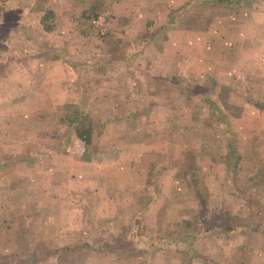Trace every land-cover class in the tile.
<instances>
[{
	"label": "rangeland",
	"instance_id": "374dc122",
	"mask_svg": "<svg viewBox=\"0 0 264 264\" xmlns=\"http://www.w3.org/2000/svg\"><path fill=\"white\" fill-rule=\"evenodd\" d=\"M86 1L82 0L81 5L78 0V6L76 3L71 8L66 7L62 0H0V56L8 49L13 50L14 55L17 54L16 50L22 45L18 41L19 35L27 31L26 26L30 25L28 22H34L38 28L51 34L42 35L36 31L28 33L30 43L27 44L37 47L42 62L39 61L35 67L38 79L29 75L25 80L35 84L41 82L44 76H48L54 63L63 61L59 58L54 61V56H62L65 50L80 52L81 49L87 51L88 56L85 57L89 61L85 63L89 65H83L84 62L81 65L75 64L80 62L78 53H73L69 58V63L73 62L75 66L74 76L69 77L77 79V82L65 80L67 77L61 82H47L41 88L43 92L61 93L64 96L61 103L80 100L84 104V112L88 111L90 103L89 110L95 114L99 106L95 105L97 86L100 87L99 101L105 100L103 106L99 107L102 112L103 109L111 111L117 93L124 89V82H149L146 91L152 92L153 96L151 93L145 96L151 98V104L145 107L139 104L142 108L141 116L135 121L124 118L116 125L112 124V120L102 119L104 124L96 127L89 143L74 134L70 127L65 136L67 125L63 123L62 136L59 137L61 142L50 145V141L44 143L49 130L45 129L48 117L40 120L28 103L21 107L20 104L15 105L10 97L1 99L0 143L4 138L9 150H23L27 146V153L33 156L11 167L15 178H12V174L1 177L0 264H264V188H261L260 183L264 179V108L261 107L264 102L259 101L260 92L264 91V80L260 82L264 76L260 79L257 72L236 70L233 79L224 83L229 87H217L215 92V88L209 92L207 84L212 80H208L212 76L209 73H196L193 69L187 72L180 65H176L174 73L164 66L159 70V65H166L174 58L175 46L198 41L193 39L191 30L168 29L169 33H176L167 37V52L156 55L157 58L153 55L155 52L152 45L161 40L160 36L148 42L144 40V43L142 38L130 39L143 33L161 34L164 30L160 31L162 28L159 26L170 25L167 24V18L174 9V20L181 14V20L182 16L191 17L193 0H188L190 3L183 9L168 1L158 0L152 2V7L142 8L140 17L132 19L122 14L124 0H90V6L83 9L79 7L84 6ZM214 3L221 4L208 6L215 10L226 9L227 13L242 9L241 16L244 19L247 15L254 16L251 14L253 11L264 16V0H228L227 3L225 0H214ZM219 6L223 8L218 9ZM206 8H193L192 13L204 10L202 19L214 16ZM22 11H26L28 16ZM84 13H89V17L83 22ZM91 17H98L100 24L91 23ZM174 23L173 26H176L177 23ZM45 24H50L51 29H45ZM183 25L190 27L192 22H183ZM259 32H254L260 36L259 40H248L250 48L259 43L264 49V34L261 32L260 35ZM232 41L235 45L226 40V46H232L233 52L239 51L237 46H240L241 40ZM126 42L139 47V51L149 45V49H143L148 57L137 58L136 63H126L119 56V51L124 49L121 45ZM114 43H117L115 47L112 46ZM97 49L98 54L90 53ZM43 52L48 53V56ZM94 56H104L108 64L94 69ZM108 56L109 59H106ZM47 58H52L54 63ZM234 61H237V57H234ZM16 63L15 60L10 62L8 74L16 71L12 68ZM58 66L51 70L61 76L62 68ZM155 74L165 77L163 80L169 83L155 80L158 79L154 77ZM154 80L159 83L150 84ZM171 81L192 88L188 97L193 99L187 100L186 105H190L196 114L202 116L203 124L200 127L191 124L188 113L182 121L181 129L175 130V117L184 105V95L176 93L175 103L170 100L166 103L160 97L161 93L169 97L168 84L171 85ZM1 82L11 84L10 88L13 89L12 82L1 80L0 87ZM117 82H123L122 87ZM9 84L5 87L8 88ZM114 92L116 95L109 99L108 95ZM83 94L87 95L86 98L80 99ZM25 96L28 97V94ZM125 96L127 98L128 93L122 94V98L131 101L130 98L126 100ZM137 96L144 98L141 93ZM41 100L46 101L48 97H42ZM125 103V112L132 104L130 115L137 113L133 102ZM10 107L20 110L12 112ZM147 110L150 112L145 118L143 112ZM186 110L188 112V106ZM21 112L26 114V118L20 125L17 116ZM204 118L210 120L204 121ZM39 120L41 126L37 129ZM149 122L154 123V128L153 125L152 128L146 125ZM159 122L170 123V126L166 130L155 127L160 125ZM132 127L139 129L136 138L143 137L140 135L141 128L150 130L146 136L149 144L146 157L152 163L147 173L150 190L142 189V183L137 188L134 185L138 181L133 180L136 175L129 166L134 161L131 158L135 153L125 147L134 138H127L131 130L129 128ZM37 130L43 131L39 139L35 135ZM123 132L128 134L123 135ZM78 137L84 140L83 152L76 148ZM228 141H233L235 150L229 148ZM238 152L243 157L236 160L237 165L233 168L228 160L236 157ZM17 156L26 157L22 153L9 155L10 158ZM146 191L152 192L151 198L141 197L142 193L145 197ZM16 207V214L11 215V210ZM229 216H234L235 221L249 222L247 225L236 223L229 227ZM186 229L196 230V236L191 241L194 249L192 254L182 249V245L151 247L147 246L149 240L145 245H139L142 243L140 240L148 237L153 238L152 245H156L157 235L170 238L176 233L182 234ZM112 231L131 233L129 237L132 242L119 249L101 247L95 250H58L65 245H82L86 237L94 235L92 243L102 244L106 242L102 237Z\"/></svg>",
	"mask_w": 264,
	"mask_h": 264
},
{
	"label": "crops",
	"instance_id": "0c3cea01",
	"mask_svg": "<svg viewBox=\"0 0 264 264\" xmlns=\"http://www.w3.org/2000/svg\"><path fill=\"white\" fill-rule=\"evenodd\" d=\"M78 0H62V2L66 5V7H71L74 8L76 6H78ZM81 5H82V0H79ZM95 1H99V0H95ZM157 2L158 0H124L122 6H123V13L122 14H126L128 15L130 18H135V16L140 17V12L142 10V8L144 7H152V2ZM168 1L170 2V4L173 5H178V6H186L188 5L190 2H187L188 0H161V2H165ZM181 1V2H180ZM213 1V3H211ZM223 0H220V2ZM87 3L84 4V6H79L83 8H86L88 6H90V0L86 1ZM206 2H209L208 4H221V3H214V0H193L192 4H191V17H189L188 15H186L185 18H183L182 16V20H181V15L179 17H176V19L174 20L175 23H177L176 26H159V28H163V32L161 34H159L158 32L155 34V38H160V41H155V43H153V48H154V52L153 55H163L166 54L167 49H166V39L167 37L169 38V35L172 33H176L175 31L172 33L169 31H167L170 28H174V29H185L187 32H189L190 30L192 31V37L193 39H198V41H192L190 43H182V44H178L179 46H175L173 49L174 54L172 55V57H174L173 59L171 58L169 60V62H167V64L165 65L164 63L160 66L158 62H156L159 65V70H162V66L164 67H168L171 70V73H174L173 70H175V68L177 67L176 65H180L182 66V69L185 71H191V69H193V72L199 73V72H203V73H209L212 76H209L208 80H211L210 83L207 84L208 90L209 92H212V89L215 88L214 92L216 91L217 87H229L228 85L224 84V83H228L229 81H231L233 79V75L235 73L236 70H246L249 72H257L260 75V79L264 76V49H262V47H260L259 43H256L257 45L254 46L253 48H250L248 45V40L256 38L259 40L260 36H258L257 34H254V32L264 34V27L263 26V22H264V16H261L260 13H254L249 11L250 9H248V12H251V14L253 13L254 16L252 15H247V18H243L241 16L242 13V9L240 11H236L235 13H227L226 9L224 10H215L214 7H209L208 4H206ZM225 2L227 3L228 0H225ZM185 4V5H184ZM206 4V5H205ZM94 6V5H92ZM96 6V5H95ZM202 6H207V12L208 13H212L214 14V16L209 17L207 19H202V15L205 13L204 10H197L194 14L192 13V11H194L193 8H198L200 9ZM248 6V5H247ZM223 8V6H219L218 9ZM246 11V10H245ZM23 14L26 13V11H22ZM182 12V11H181ZM180 12V13H181ZM237 13V14H236ZM233 14V15H232ZM73 15V13L71 14ZM77 14H74V16H76ZM193 15V16H192ZM221 15V16H219ZM237 15V16H236ZM25 16H28L25 14ZM30 16V15H29ZM229 16V17H227ZM26 18V17H25ZM169 20V18H167V21ZM174 21L172 22V24L174 23ZM184 23H189L192 22V26H186L183 25ZM30 25L26 26L27 31L25 32V30L23 31V34L19 35L18 41H20L22 43L21 46L18 47V51L16 50L17 54H13V50L8 49L5 52L3 51L2 55L0 56V81L1 80H6L8 82H12V87L13 89H11V84L7 83V82H1L2 86L1 88V92H0V106H1V99L3 97L8 98L10 97L12 102L15 105L20 104V106L22 107L24 105V103H28L30 105V107H32V111H34V114H38V117L40 118V120L45 119V117L49 118V122L48 124L45 126L46 128H49L48 130V134L46 135V138L44 139V143H46V141H50V145L57 144L60 143L61 139H59L60 136H62V131H63V127L62 124L64 123L60 117H63V114H61L62 109L64 107H66L69 104H79V106L76 109H80L85 111L84 109V104L81 103V101L79 100L74 101L73 103H69L67 101L62 102V99H64V96H62L61 93H56V92H43V90H41V88L43 87V84L47 83V82H61L63 78H66L65 80H70V82H77V79H72L69 76H74V63L70 61L69 63V58L70 56L73 55V53H78L80 56V62H75V64L77 65H81L82 62H84L83 65H89L86 64L85 61H89L88 58H86L85 56H88L86 53L87 51H83L81 49L80 52H77L76 50H65L62 53V56H54V61H56L58 58L62 59L63 61H58V63H54V61L52 60V58H47L48 60L50 59L52 61V63H54V65H52V68L55 66H58V64H60V66H58V68H62V74L61 76L58 74H55V72H52V68L50 69L48 76H44L43 80H41V82L35 84V82L33 81H27L25 80L26 77H28L29 75H32L34 77H36V79H38V70L35 69L36 65L40 62H42L41 60V53L40 51L38 52L37 47L33 48L32 46H30L29 44H27L29 42V40L27 38H29V32H41V34L43 35H50L51 33H49L48 31L44 30L43 28H38L36 26V24L30 23L28 22ZM171 24V23H170ZM147 31V30H145ZM164 33V34H163ZM145 34H139L136 36L131 37L130 39H143V36ZM20 38H22L20 40ZM141 39V40H142ZM233 39L240 41V46L238 45L237 48H239V51H235L233 52L232 49H234L232 46H229V44L226 46V40H230V42L232 43V45H235L234 41H232ZM229 42V43H230ZM30 43V42H29ZM243 44V46L241 47V45ZM29 47V48H28ZM100 47V46H99ZM241 47V48H240ZM148 48L149 49V45L145 46L143 49L145 51V49ZM143 49L141 51H139V53H137L136 56V60L137 58H147L148 56H145V52L143 51ZM95 50V49H94ZM98 49L94 52V51H90V53H97L98 54ZM49 53V51H46ZM46 52L45 53L46 56H48ZM120 54L119 56H122V52L119 51ZM1 53V52H0ZM10 55V56H9ZM90 55V54H89ZM110 55V54H109ZM112 55V54H111ZM114 56V55H112ZM156 56V58H157ZM95 57V56H94ZM234 57H237V61H234ZM90 58V57H89ZM95 60L92 63L93 68L95 69V65H98V67L102 68L104 67L106 64H108L105 61L104 56H96L94 58ZM106 59H109V56L106 57ZM123 59V57H122ZM16 61V65L13 66L12 68L15 69L16 71H12L11 74H8V67H10V62L12 61ZM135 60V63H136ZM176 62H174V61ZM76 61V60H75ZM125 61V60H124ZM190 61H192L190 63ZM72 63V64H71ZM156 65V64H155ZM110 64L108 65L109 69ZM193 67V68H191ZM1 68H3L4 70H1ZM39 68H44V67H39ZM47 68V67H46ZM48 69H46L47 71ZM180 72H181V68H180ZM233 72V74H232ZM232 74V75H231ZM6 75H8L9 77L7 78ZM65 75V76H64ZM69 77V78H68ZM154 77H157L158 79L155 80H161L166 82L163 79H166L165 77H159V75L155 74ZM175 77V76H174ZM162 78V79H161ZM64 80V81H65ZM154 80V82H150L151 83H159L156 82ZM218 80V81H217ZM264 77L262 78V80L260 82H263ZM217 81V82H216ZM172 82V81H171ZM174 82V81H173ZM171 85L168 84V86L170 87V94L169 97L168 96H163L161 93V98H164V101L167 103L168 100L172 101V103H175V97H177V94L180 95H184V100H183V106H181V108L179 109V113L178 116L175 117L177 118L176 121V125H175V130L179 129L180 127H182V121H184V119H186V114L189 113L190 116V120H191V124L195 127V126H201L203 124V118L201 115L196 114L194 117H192V113H194V109L190 106V105H186L187 104V100L190 101V99H193V97H188L190 96V92L189 94H186L185 91L182 89L181 87V82L178 83V87L173 88L172 84ZM220 82V83H219ZM223 82V83H221ZM123 83V82H121ZM120 82H117V85L119 87H122V84ZM125 85H123L124 89L123 90H119V92L116 95V92L112 93L109 96V99L112 95H116V99L114 102V105L112 106L111 111H107L105 109L99 110V107L103 106V103L105 100L103 101H99L100 97L98 95V93H100L98 90L100 89L99 86H97L96 89V101H95V105H99L98 110L96 111V113H92L89 110V106L90 103L88 105V111L86 110V112H84L85 116L87 117L90 116L91 119L96 120L99 125H103L104 122L102 121V119H106V120H112V124H116L118 125L120 122H122L123 120L121 119H126V120H136L138 117L141 116L140 112L141 109L139 107V104L141 105V107H145L149 104H151L149 102V100L146 98L145 95H148L147 91H146V87L149 85V82H138V84L136 82H124ZM169 83V82H166ZM9 84V87L6 88L5 85ZM127 88V90H125ZM13 93V95H9L10 93ZM128 93V97L130 98L131 101H125L124 98H122V94H126ZM141 93L144 95V98H140V96L138 97L137 94ZM153 96V93L150 92ZM149 93V94H150ZM177 93V94H176ZM5 94V95H3ZM26 94H28V97L25 96ZM168 95V94H167ZM87 95L83 94L80 99L86 98ZM42 97H48V100H41ZM167 97V98H166ZM126 98V96H125ZM126 98V100H127ZM154 98V97H153ZM108 99V98H107ZM145 99V100H143ZM136 101V102H134ZM261 102H264V91L260 92V100ZM77 102V103H76ZM125 102L127 103H134V106L136 108L137 113H131L130 115V110H132V104L131 106H129V108H127V112H125ZM161 102H163V100H161ZM185 102V103H184ZM85 103V102H84ZM137 105H136V104ZM88 104V103H87ZM92 104V102H91ZM14 105V106H15ZM144 105V106H143ZM13 106V107H14ZM189 107V110L187 112L186 107ZM13 107L11 108L12 112L14 110H20L19 108L15 107L13 109ZM100 107V108H101ZM263 108V107H262ZM23 111V110H22ZM151 111V108H150ZM150 111H145L143 112L144 117H147V114ZM118 113L120 115H118ZM123 113V115H122ZM124 113H127L126 115H124ZM26 114H24V112L18 113L17 116V123L18 124H23V120L26 118L25 116ZM120 116V117H119ZM29 118H27L28 120ZM180 119V121H179ZM40 120L38 122V127L37 129L40 128L39 123ZM31 121V120H29ZM108 122V121H107ZM139 123V121H137ZM181 122V123H180ZM160 125L159 126H155V127H160L163 130H166L168 126H170V123H166V122H159ZM109 124V123H108ZM146 125H148L149 127L153 125L154 128V123H147ZM167 125V126H165ZM172 125V124H171ZM179 125V126H178ZM133 126V125H132ZM135 127H137L134 124ZM62 127V130H61ZM97 127V126H96ZM132 127L129 128L131 129L129 132V137L128 140H131L130 138H132L131 136H134V138L129 142V144L125 147H129L130 149L133 150V152L136 154H134V156L131 158L134 161L132 162V164H130L129 167H131L132 170H134V174L136 176H134L133 180H137L138 183L135 181L134 185H136L135 188H137V186L141 185L140 183H142V189L144 190H150V187H148L147 185V173L149 170V168H151L150 165H152L151 161L148 160V158L146 157L147 155V149H148V142L146 139V136L149 134L147 130V128L143 129L141 128L140 130V135L143 137L140 138H136L137 137V131H139V129ZM164 127V128H163ZM8 129V127H7ZM96 129V128H95ZM128 129V130H129ZM181 129V128H180ZM152 130V129H151ZM43 131H45L43 129ZM42 130H37L36 131V138L39 139V137L41 136V133L43 132ZM3 134V132L1 133ZM124 134H128L123 132ZM93 135V134H92ZM128 136V135H127ZM3 138V135H2ZM43 143V142H42ZM43 143V144H44ZM0 150H2L3 153V157L0 158V181L3 177H7L8 175L12 174V178H15L16 176H14V171L11 170V167L18 164L20 162H26L24 159L27 158H31L33 155L32 154H28L27 150L28 147L25 146V148L23 150H18V149H10L7 148L8 145L5 141V139L3 138L1 143H0ZM12 148V147H11ZM8 149L10 152H7ZM112 149H116L115 147H113ZM143 150L142 152H139L138 150ZM117 150V149H116ZM118 151V150H117ZM10 153H12L13 155H17V154H23L26 155L25 158H19L20 156H17L16 158H10L9 155ZM27 153V154H26ZM142 155V157H141ZM145 155V156H144ZM34 158V157H33ZM26 164V163H25ZM2 177V178H1ZM18 178V177H17ZM16 178V179H17ZM20 178V177H19ZM13 181H10V183ZM133 183V181H132ZM178 188V187H176ZM175 189V188H174ZM138 190V189H137ZM147 193V195H146ZM138 195V194H137ZM152 192L150 191V193L148 191L145 192V197L144 194L142 193L141 197L142 198H151ZM139 196V195H138ZM139 209V207H138ZM141 209V208H140ZM8 210V209H7ZM18 210V207L13 208L10 212L11 215L16 214ZM143 210V209H142ZM141 210V211H142ZM140 211V212H141ZM144 211V210H143ZM19 213V212H18ZM23 214H26L24 212H22ZM187 230V229H186Z\"/></svg>",
	"mask_w": 264,
	"mask_h": 264
},
{
	"label": "trees",
	"instance_id": "16d2710c",
	"mask_svg": "<svg viewBox=\"0 0 264 264\" xmlns=\"http://www.w3.org/2000/svg\"><path fill=\"white\" fill-rule=\"evenodd\" d=\"M185 5V4H184ZM182 9L184 6H181ZM182 9L180 11H182ZM176 13V10L174 9L170 15H169V20L167 21V24H170L169 26H173L172 22L174 21L173 15ZM89 17V13H84L83 14V22L87 21ZM86 24V23H84ZM175 24V23H174ZM86 25H90V24H86ZM165 26V25H162ZM45 29H51V25L50 24H45ZM166 27V26H165ZM87 29V27H85ZM163 28L160 30L162 31ZM155 39V34H151V35H144L143 39L141 40L144 43V40L146 42ZM117 43H114L112 46L115 47ZM94 47H96V44H94ZM122 48H124L121 52H122V57L125 60L126 63H133L136 59L137 53L139 52V47H136L134 45L131 46L128 42L121 45ZM97 69H100V67H98V65H96ZM178 81L177 82H173L172 87L176 88L178 87ZM182 89L185 91L186 94H189L192 90V88L189 85H184L181 84ZM260 105V104H259ZM79 106V104H69L66 107H64L62 109L61 114H63V117L61 116L60 119L67 125V130L65 132V136L68 135V128H72L74 134L82 137L84 140H86V143H89V139L92 136V134L95 131L96 126L99 125V123L94 120L91 119L90 116L87 115V117L84 114L83 110L80 109H76ZM261 107L264 108V105H261ZM195 114V110L194 113H192V117H194ZM205 117V116H204ZM210 118H204V121H209ZM225 137V136H224ZM225 139H228L227 137H225ZM229 144V148L233 151L235 150V146H233V141H228ZM90 146V145H89ZM87 150V147H86ZM243 157V154L241 153H237L236 157H230V159L228 160V164L230 166H232L233 168L236 167V160H239ZM261 183V188H264V179L260 180ZM228 226L229 227H233L237 224H246L249 222L248 220H243L242 222L240 221H235V217L234 216H229L228 218ZM237 223V224H236ZM130 233V232H129ZM128 234V232H127ZM126 232L125 234H119L115 231L109 232V234L106 237H102L104 239H106V242H102V244H93L92 243V238L95 237L91 236V237H86V240L83 241L82 245H72V246H68L65 245L61 248H59L58 250H63L65 249L66 251H75L81 248H88V249H99L101 247H109L111 249H119L122 247H127V244H130L132 242V240L130 239L129 235H127ZM196 236V230H185L182 232V234H175L174 237H164L162 238L161 234L157 235V239H158V243L156 245H152V241L153 238L148 237V239L146 240H140L139 242L142 241L141 244L139 245H145L146 242L149 240V244L147 246H156L159 247L160 245H166V246H171L173 245V247H176L178 245H182V249H184L185 251H187L189 254L194 253V249L191 245V241H192V237ZM172 238V239H171ZM138 239V236H137ZM97 240V239H96ZM99 240V239H98ZM102 240V239H101ZM91 241V242H90ZM108 241V242H107Z\"/></svg>",
	"mask_w": 264,
	"mask_h": 264
},
{
	"label": "built area",
	"instance_id": "2783aa9c",
	"mask_svg": "<svg viewBox=\"0 0 264 264\" xmlns=\"http://www.w3.org/2000/svg\"><path fill=\"white\" fill-rule=\"evenodd\" d=\"M90 22L93 23L94 25L100 24V20L98 17H91ZM76 148H80V150L83 152L85 150V143L84 140L80 137L77 138L75 142Z\"/></svg>",
	"mask_w": 264,
	"mask_h": 264
}]
</instances>
